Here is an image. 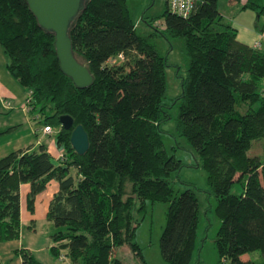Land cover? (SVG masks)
I'll return each mask as SVG.
<instances>
[{
    "label": "trees",
    "instance_id": "obj_1",
    "mask_svg": "<svg viewBox=\"0 0 264 264\" xmlns=\"http://www.w3.org/2000/svg\"><path fill=\"white\" fill-rule=\"evenodd\" d=\"M218 3L196 0L187 19L167 7L163 31L147 24L167 39L184 40L189 67L176 131L199 157L217 202V264H264V156L249 155L254 140L264 138V50L237 39ZM244 8L264 17V0H248ZM69 35L74 56L93 76L87 88L62 72L55 36L40 28L27 0H0L8 72L30 91V115H46L44 126L58 129L63 149L60 158L41 143L0 158V242L20 238L21 186L30 185L34 210L36 197L56 179L59 189L47 212L56 228V256L64 248L73 264H125L115 250L127 244L148 264L135 241L134 211L151 200L169 203L160 242L164 259L191 264L201 202L192 188L176 190L174 174L183 163L163 139L162 124L171 118L166 58L137 33L128 0H85ZM62 115L73 117V128L61 125ZM79 124L90 140L82 155L71 144ZM236 182L239 193L233 192ZM17 253L23 264H43L28 248Z\"/></svg>",
    "mask_w": 264,
    "mask_h": 264
},
{
    "label": "rangeland",
    "instance_id": "obj_2",
    "mask_svg": "<svg viewBox=\"0 0 264 264\" xmlns=\"http://www.w3.org/2000/svg\"><path fill=\"white\" fill-rule=\"evenodd\" d=\"M128 2L132 18L137 24V33L147 37L148 42L157 50L160 56L166 58L168 63L166 69L167 97L165 99V104H167L171 118L162 124L165 131L163 133V139L168 153L175 155L176 158L180 159L183 163L180 171L174 174L176 190L179 192L187 188H192L197 192L201 202L200 222L191 264H217L219 255L215 238L221 224V220L215 212L217 202L215 197L208 193V175L199 157L192 150L187 140L179 136L176 131V118L179 112V103L177 104V99L182 95V82L183 78L187 75L189 67V59L186 55L184 40L178 38L167 39L160 33H157L152 26L147 24V22L152 23V25L156 23L155 25L160 31L164 30V19L162 17L168 7L167 0H128ZM239 3L242 6L245 0H241ZM231 6L230 0H220L219 10L223 14L224 23L226 24L239 21L234 20L239 7L235 9ZM249 12L252 13V18L257 20V15L252 11ZM240 22L247 23L242 20H240ZM263 24L264 22L261 21L260 27H262ZM8 62V56L0 45V87L2 86L11 91L17 88L20 90L22 85L17 83L18 81L8 72ZM14 84L16 85L14 86ZM20 96L21 95L18 94L17 98L20 99ZM4 98L5 97L2 99L0 98V104ZM8 99H10V101H8L10 104L13 106L16 105L14 101H11V98ZM19 101L21 102L22 100L20 99ZM1 113L7 116L12 113V111H2ZM47 113H50V111ZM45 116L46 115L42 114L40 117L34 118L30 115L32 126L39 130L37 136L40 138L41 143L47 144L50 151L55 156H59L62 154L63 149L57 144L56 135L58 129L54 127L55 130L53 134L43 135ZM249 155L264 156V138L254 140ZM57 184L58 181L56 179H52L49 182L45 193L35 203L34 210H30L28 207L26 192L29 189V185L27 188L23 186L22 191L25 192V195L21 203L23 212L21 235L20 238L9 241H11V245H15V248L21 245L30 248L43 264H73L66 255V249L61 248L59 256H56L52 252V247L56 245L52 239V235L56 228L55 224L47 219L46 213L48 208V196L52 194ZM242 188L241 182H236L233 186V192L239 193ZM168 206L169 203L167 202L148 200L144 208L135 209L134 211V215L139 221L136 229L135 241L140 245L141 251L148 264H171L164 259L160 245L161 236L167 222ZM32 218H35V221ZM9 241L0 242V249H9L10 246L4 244ZM21 248L22 246L19 247V249ZM0 255H2V251ZM14 255L15 261L3 257V264H18V260H21L22 256L20 253H17V250ZM62 255L65 256L64 259H61ZM115 255L123 260L125 264H143L142 258L127 244L118 247L115 250ZM19 264H21V262Z\"/></svg>",
    "mask_w": 264,
    "mask_h": 264
},
{
    "label": "crops",
    "instance_id": "obj_3",
    "mask_svg": "<svg viewBox=\"0 0 264 264\" xmlns=\"http://www.w3.org/2000/svg\"><path fill=\"white\" fill-rule=\"evenodd\" d=\"M231 1V7L232 8H238V13L236 14V17L234 20H239V21H234L231 24H229L230 26H232V28H234L237 32V39L252 48H256L257 46L260 45V49L264 50V29L261 31V27H260V22L263 21L264 22V17H258L257 13L251 9H245V5L248 3V0H245V3H242V6L240 5V1L241 0H230ZM220 4V0L218 3V6ZM249 11L254 12L257 17V20H254V18H252V13H250ZM222 14V13H221ZM245 14V15H244ZM223 16V14H222ZM224 19V16H223ZM253 19V20H252ZM240 20H242L243 22H247V23H242L240 22ZM255 24V25H254ZM264 25V24H263ZM263 27V26H262ZM16 81V80H15ZM18 83V82H17ZM16 84H14L15 86ZM17 87V86H16ZM30 91L28 89H26L25 87L21 86V89L19 90V88H17L14 91H11L10 89L4 88V87H0V98L2 99L3 97L4 100L1 101L0 104V158L6 156L7 154H9L12 151H16L19 149H25L27 147H33L36 148L41 144L40 138L37 136L39 130L35 129L32 126L31 123V118L29 115V112H27L24 108L25 106V101L27 96L29 95ZM18 94H20L21 96V100L23 101H19L20 99L17 98ZM14 101L16 105H12L10 104L8 101ZM8 102V103H7ZM7 104V105H6ZM2 111H12V113H10L7 116L2 115ZM43 135H50V134H45L43 132ZM36 141V142H35ZM50 151V149H49ZM51 152V151H50ZM52 153V152H51ZM28 183H25L21 186V203H22V198L24 197V193L22 191L23 186H28ZM59 189V183L54 187L52 194H50L48 196V208H47V212L49 209V204L51 199L53 198L54 194L58 191ZM30 190V185H29V189L26 192V196L28 194ZM45 193V191H43L42 193H40L37 197H36V201ZM22 208V205H21ZM35 209V207H34ZM22 209H21V217L23 216L22 214ZM47 215V213H46ZM33 219V218H32ZM35 221V218L33 219ZM9 242H6L4 244H7L8 246H10L9 249H4L1 248L0 252L2 251V255H0V264H3V259H11L13 261H15V251L19 249V247H24L23 245L15 248V245H11ZM13 242V241H12ZM28 248V247H25ZM29 250H31L30 248H28ZM32 251V250H31ZM33 252V251H32ZM34 253V252H33ZM35 254V253H34ZM36 255V254H35ZM260 255V253H256V257H258ZM37 256V255H36ZM252 255L247 254L244 256L245 259L251 258ZM4 257V258H3ZM19 263L21 262V264H23V260H18ZM18 263V264H19Z\"/></svg>",
    "mask_w": 264,
    "mask_h": 264
},
{
    "label": "water",
    "instance_id": "obj_4",
    "mask_svg": "<svg viewBox=\"0 0 264 264\" xmlns=\"http://www.w3.org/2000/svg\"><path fill=\"white\" fill-rule=\"evenodd\" d=\"M27 3L40 28L55 36V47L62 72L70 77L78 88L92 85L93 76L74 56L69 35L72 23L84 9L85 0H27ZM60 122L65 129L74 126V119L70 115H62ZM71 144L78 154L82 155L88 151L89 135L82 124L74 127Z\"/></svg>",
    "mask_w": 264,
    "mask_h": 264
},
{
    "label": "built area",
    "instance_id": "obj_5",
    "mask_svg": "<svg viewBox=\"0 0 264 264\" xmlns=\"http://www.w3.org/2000/svg\"><path fill=\"white\" fill-rule=\"evenodd\" d=\"M168 8L170 12L174 15H177L181 18H189L196 10V0H167ZM260 45L257 46V49H260ZM25 110L30 112L32 110L31 105V93L26 98L25 101ZM43 132L45 134H52L54 130L50 126H44ZM60 158H63V154H60ZM65 256L62 255L61 259H64Z\"/></svg>",
    "mask_w": 264,
    "mask_h": 264
}]
</instances>
